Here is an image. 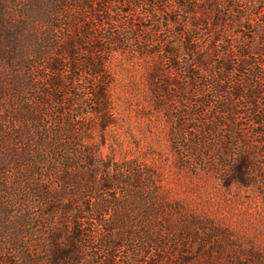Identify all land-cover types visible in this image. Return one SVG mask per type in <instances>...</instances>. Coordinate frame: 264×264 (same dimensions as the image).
<instances>
[{"label":"rangeland","instance_id":"1","mask_svg":"<svg viewBox=\"0 0 264 264\" xmlns=\"http://www.w3.org/2000/svg\"><path fill=\"white\" fill-rule=\"evenodd\" d=\"M211 1L220 22L210 24V21L190 33L195 48L210 46L212 34L225 27L228 45L219 51L238 50L236 35L250 40L256 34L253 40H257L256 53L261 56H253L249 62L258 59L264 63V0ZM145 2L110 0V9L123 10L124 15L129 13L127 17L136 30L129 32L126 37L130 38L124 44L121 36L128 32L122 16L115 17L117 23L107 29L121 41L120 50L112 52L100 69L110 81V124L103 128L100 115L86 113L89 119L78 132L68 129L65 134L51 125L52 134L43 140L38 128L42 116L49 114L48 123L68 122L56 112L69 111L74 100L69 93L83 95L89 92L92 82L82 67L71 77L65 68L67 57L62 55L60 74L65 78L64 87L56 92L48 90L58 101L49 104L50 110L55 108L50 114L44 103L47 97L43 95L51 80L45 70L48 59L61 55L60 47L76 39L85 44L75 57L80 63L86 58L84 49L100 44L106 49L107 41L101 36L105 37L107 31L82 33L83 23L89 17V0H54L53 7L44 0H0V15L10 25V30L0 31V113L6 114L9 121L0 123V264H47L45 254L39 260L27 249L32 246L33 252L45 251L42 238L35 240L36 227L45 226L47 231L62 224L68 231L60 220V210L71 204V217L75 216L73 207L78 211L89 206L95 212L105 211L104 221L109 217L116 223L124 246L113 253L114 264H152L153 257L174 261L172 254L162 255L163 249L146 248L141 241H152V226L163 219L189 224L202 235L205 244L217 247L219 239H227L245 264H264V135L257 134L264 132V127L252 128L251 110L244 97L246 87L240 85L249 68L227 73L223 78L220 72L223 61L216 57L208 67L210 71L202 74L196 69L194 73L188 72L191 61L186 57L174 67L171 60L146 53L144 48L152 47L159 39L156 32L160 28L153 23V8ZM186 2V10L180 11L179 0H169L164 18L188 26L191 16L186 11L194 8L199 12L206 7L197 0ZM206 14L211 13L208 10ZM92 36L101 42L94 46ZM155 62L166 76L151 81L148 74ZM230 63L235 68L240 65L234 56ZM256 74L253 84L260 91L255 98L256 110L264 115V67L258 64ZM70 77L76 83V91L68 84ZM219 80H223L225 93H221ZM244 81L247 82L246 77ZM162 82L168 86L167 93L159 90ZM239 86L244 96L237 102L239 108L233 110L239 113L241 121L239 127H232L228 122L231 118L223 120L219 114V106ZM11 126L14 130L5 133ZM63 135H66L64 142ZM34 141L41 147L26 160L22 159L26 145ZM244 156L251 166L247 184L242 186L233 177ZM36 166L40 168L39 174L28 178ZM62 177L74 184L88 181L92 194H82V199L73 196L70 181L62 182ZM101 179L111 189L96 191ZM34 183L47 187L49 197L34 194ZM44 212L47 216L42 221L27 222ZM48 212H53L54 217ZM85 217L90 219L93 215L88 213ZM128 226L133 242L125 234ZM102 238L82 240L84 250L77 264L107 263ZM165 239L173 246L180 243L173 235ZM189 251L194 252L195 247ZM183 257L192 258L191 254Z\"/></svg>","mask_w":264,"mask_h":264},{"label":"trees","instance_id":"2","mask_svg":"<svg viewBox=\"0 0 264 264\" xmlns=\"http://www.w3.org/2000/svg\"><path fill=\"white\" fill-rule=\"evenodd\" d=\"M44 1H48L50 3V6L53 7L54 0ZM168 1L169 0H146V2H149L148 5L153 8L151 13L153 23L160 29L158 32H156V37H158L159 39L155 43H153V45H150L152 47L144 48L145 52L158 57L161 60H171L174 67L177 65L178 60L180 61L182 58L186 57L191 61L188 72L194 73L196 69L199 71V73L202 74H206L210 71L208 67L213 62V58L216 57L219 58V60L223 61V66L220 70L223 78L227 73L238 72L243 67H248L249 69L247 70V73H245L244 79L240 81V85L242 87L245 84V96L242 95L240 86L233 89L232 94H229V99L225 98L226 100H221V104L219 106V114L222 115L223 120H227V116L230 117L231 119L228 120V122L232 127H239L241 121L240 116L237 111L233 110V108L237 107V102L242 100V97L244 96L245 98L247 97L246 106L251 110L250 123L252 128L258 130L259 128L264 127V115L256 110L255 104V98L260 94V91H258L256 89V85L253 84V79L257 76L256 72L258 69V64L264 67V63H260V60L258 59L253 63L249 62L251 57L253 58V56H261L260 52L256 53L257 51H259L258 45H255L258 42L256 39L253 40L254 38H257V35L255 34L250 39L251 41L246 40L242 36L236 35L235 40L237 39L239 41L235 46H239L238 50L232 48L222 49V51H219L218 49L228 45V41L225 40V37L227 35L225 34L224 27L222 30L219 29L212 34V43L210 46L204 47L200 50L198 48H195V41L191 40L190 33L196 31L198 26H205L209 24L210 21V24H213L212 22L215 21H217V23L220 22V18L218 16L216 17L215 12L213 11V1L197 0L199 2H202V4L206 7L203 8V5L200 6V8L202 7V9L199 12H196L194 8L186 11V14L191 16V22L188 26H186L182 21H177V23H175L171 22L169 19L164 18L163 15L167 13L165 5L168 3ZM110 4V0H89V3L87 4V7L89 9V17L85 20L82 26V33L87 35H89V32L91 31H107L105 37L101 36V39H103L105 42L107 41L106 49L102 44L89 50L84 49L86 58L82 62L78 63L75 57L78 54V49L80 48L81 52L85 44L82 42V40L76 41V39H74L72 41L64 43V45L60 47L62 48L61 55L59 54V56L57 57L48 59L45 70L50 73L51 80L50 85H46V91H44L45 94H43L48 99L44 101L47 109L50 110L49 104L51 102L54 104L58 103V101L55 100V97H52L48 93V90L56 92L60 91L64 87L63 84L65 78H63V76L60 74L62 68L60 59H62V55L67 57L68 66L65 68L67 73L71 77L79 67H82L88 71L87 76L92 80V82L89 83V92L82 93L83 95H75L71 92L69 93V96L74 98L75 100L70 103V106H73L71 107V109H69V111H67L66 113H61L58 110L56 112L58 116L66 117V121L68 122H62L60 124L59 122H57L56 124L55 121H52L48 123L47 120L49 114L42 116L41 125L38 126L40 130V136L42 137L40 139L44 140L52 134L50 132L51 125L53 126V129L56 126L58 130H64L65 134L67 133L68 129L69 132H78L80 126H82L89 119V117L86 116V113H88L89 115L92 114L94 116L100 115V120L103 122V128L110 124L111 117L109 114L110 103L108 96L110 81L109 77L105 75L103 71H100V69L103 68L104 63L111 56L112 52H117L118 50H120L119 46L121 44V41L113 33H109L107 29L108 27H110V25H114L117 23V21L114 20L115 17L122 16L123 22L126 23V30L128 32L126 35H124V37L121 36V38L125 40L124 44H126L129 40L128 38H130L126 37L129 32H136V30L134 29V22L131 20V18L127 17L129 13L128 15H124L126 12L123 10L113 12L109 7ZM177 8L180 11L186 10V0H179ZM208 10L211 13L210 15L206 14ZM175 27H178L179 29H175ZM182 27H185L188 32H186L184 28L182 30ZM2 29L10 30V25H6V23H4V21L2 20V15H0V31H2ZM205 30H207V28ZM160 37H162V39ZM91 39L94 41V46L101 42L97 40V36H92ZM154 47H157V49H154ZM233 56L237 57L240 61V65L237 68L232 66L230 63V60ZM148 75L151 81H156L157 78L162 79L166 76L165 73H163V71L160 69L159 65L156 64V62L152 65ZM71 77L68 84L71 85L74 91H76V83ZM245 77L247 78L246 83L244 81ZM218 82H221V87H219L221 93H225V85L222 84L223 80H219ZM154 85L156 86L157 84L154 83ZM167 87L168 86H164V83L162 82L159 85V90H161L162 93H167ZM51 108L52 109L50 110V114L53 115L55 108ZM6 118V114L0 113V123H3V125L9 124V121H6ZM65 124L67 125V127L65 126ZM13 130L14 129L11 126L10 130L5 131V133L12 132ZM257 134L259 136H262L264 135V132L260 131L259 133L257 132ZM63 137L64 142L66 140V135H63ZM30 145H33L34 148H30ZM26 147L27 150L22 159L29 158L30 154H33L36 149H39L38 147H41V145H37L36 141H34L33 144L28 143ZM16 151L17 150L14 151L15 155L17 153ZM250 164L251 163L247 156H244L240 160L239 164L236 166V176L233 177L234 182L242 186H245L247 184L246 177H248V172L251 166ZM39 172L40 168H38V166L34 167V169L29 172L28 178L36 177ZM61 181L64 182L70 180L62 177ZM86 182L88 181L85 180L81 184H74L72 181L68 183L71 185V192L73 196L77 195L76 197L81 198L82 196L80 195L82 194H92L90 190L91 187H89ZM99 182L97 183L98 187L96 191L103 192L111 189L110 184L106 185L107 181L105 179H101ZM89 183L92 184V181H90ZM34 186H36L34 194H38V196L40 195L41 198L49 197L50 191L47 187H42L37 183H34ZM71 206L65 207L64 209L60 210V212H62L60 220L68 226V231L64 230V226L62 224L55 225V229H48L47 231L46 228H44L45 226L42 228L43 231L42 229H40V227H36L35 234H37L38 236H34L36 238L35 240H37V238L39 237L42 238V243L45 245V251L33 252L31 251L32 246H29L27 249L28 253H30L32 257H38L37 259L42 258V260L44 259L43 254H45V262L47 264H77L84 250L82 240L84 241L85 238L89 237L92 241H97L98 238L103 237L104 239L102 238V249L107 253V255L104 257L105 261L107 262L106 264H114L113 253L124 246L122 245V239L118 237L122 235V232L118 235L119 230L115 225L116 223L113 220H110L109 217H107L106 221H104L102 219V216H105L107 213L105 211L102 212L100 209L96 212L92 211L89 206L86 207V210L78 208V211L73 207V213H75V216L71 217ZM88 213H91L93 215V218L87 219L85 216ZM95 214L98 216H96ZM48 215L54 217L53 212H48ZM45 216H47V213L44 212L35 219H27V222L32 223V220L42 221ZM128 228L130 227H126L127 230L125 231V234L129 237L128 239H131V242H133L134 237L130 235L131 232L128 231ZM134 228L135 227H131V229ZM151 230L153 233V239L150 242L141 240L144 246L146 248L149 247V249L155 246V248H158V251H160V249H163L162 255L170 253L172 254V256H174V261L168 260L167 257H162L159 260H156L153 257L152 264H245L243 261H241V256L236 251V249L227 244V239H219V246L217 247H215V245L213 244L202 243V235L197 230H194L192 227H190L189 224L182 222L174 223L163 219L160 223H158V225H153ZM40 232L41 235L39 234ZM168 235H173L175 239L179 240L178 243L180 242L181 244L179 243L173 246L167 243L165 241V238H167ZM207 239L205 238V241ZM140 245L141 242H139V247ZM192 246L195 247L194 252L189 251V248ZM136 247L138 248V246ZM173 253L176 254L174 255ZM184 254H191L192 258L186 259L183 257ZM37 259L36 261H38Z\"/></svg>","mask_w":264,"mask_h":264}]
</instances>
